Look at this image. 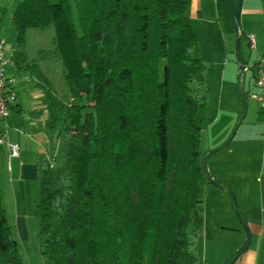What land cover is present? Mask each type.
Returning a JSON list of instances; mask_svg holds the SVG:
<instances>
[{
    "label": "trees",
    "instance_id": "16d2710c",
    "mask_svg": "<svg viewBox=\"0 0 264 264\" xmlns=\"http://www.w3.org/2000/svg\"><path fill=\"white\" fill-rule=\"evenodd\" d=\"M188 5L0 4L14 29L9 53L16 72L30 76L46 110L37 202L45 264H198L208 181L196 114L206 106V66ZM30 27L53 28L68 101L29 59ZM0 264H23L1 187Z\"/></svg>",
    "mask_w": 264,
    "mask_h": 264
},
{
    "label": "rangeland",
    "instance_id": "374dc122",
    "mask_svg": "<svg viewBox=\"0 0 264 264\" xmlns=\"http://www.w3.org/2000/svg\"><path fill=\"white\" fill-rule=\"evenodd\" d=\"M236 1L202 0L201 12H198L197 18H191L196 32L199 55L206 66L205 80L201 87V94L206 98V106L196 114V121L200 126L199 139L202 155L229 138L243 110L237 79L238 62L235 54L236 33L233 18ZM194 2L195 0H190V7L188 6L187 9L188 16H191V7ZM72 15L78 30L74 6ZM241 18L242 7L240 24ZM8 19L6 16L3 20L1 31L9 46L13 29ZM53 35L52 27L31 28L27 34V46L30 55L34 56L38 52L39 57L42 58L43 68L51 78L58 97L68 101L69 95L62 77V62L54 49ZM249 50L247 35L243 30L238 40V51L242 60H246ZM21 76L23 75L19 74V77ZM27 79L29 80L26 84L31 85L30 76ZM246 114L247 110L229 143L210 156L207 161V170L211 176L227 186L228 190L209 182L205 184L201 211V237L198 243V264H226V261L245 240L243 224L233 207V201H235L240 216L245 220L240 194L235 192L233 182L225 180L227 168L223 160L242 132L245 126L242 121L244 119L246 121ZM46 143L45 140L44 148ZM172 180H174V174ZM39 183L40 180L32 182L26 192L19 193L16 191V186H11V189L4 191L5 188L0 185L7 221L18 242V251L23 264H45L39 251L44 242V235L40 233L37 208Z\"/></svg>",
    "mask_w": 264,
    "mask_h": 264
},
{
    "label": "crops",
    "instance_id": "0c3cea01",
    "mask_svg": "<svg viewBox=\"0 0 264 264\" xmlns=\"http://www.w3.org/2000/svg\"><path fill=\"white\" fill-rule=\"evenodd\" d=\"M10 1L0 0V4ZM201 4L202 0H195L194 5H191V16H188L191 24V18H197L198 12H201ZM188 6L190 7V0ZM241 7V32L244 30L246 35L251 34L255 43L254 48L249 47V55L246 60H243L247 66L244 89L249 92L253 88L254 71L252 66L264 48V0H242ZM6 16L10 17L8 13L3 17L0 16V25ZM31 28L33 27L26 30V53L29 59L38 64L42 73L52 83L43 68V60L39 57L38 52L34 56L29 54L27 34ZM13 36L14 29L12 38ZM12 38L10 37V42ZM48 68L50 69L51 66ZM15 77L16 101L11 106L8 116L0 118L2 145L0 185L5 188L4 191L11 189V186H16V191L19 193L26 192L32 182L40 180L39 166L46 140V110L41 103L40 90L26 84L29 80L28 76L19 77L16 72ZM247 105L246 121L245 119L242 121L245 126L223 160L227 168L224 178L228 182H233L235 192L240 194L244 218L251 234L249 246L233 264H264V116L261 114L256 100L247 97ZM251 108L252 110H250ZM9 143L18 145L17 155L10 156Z\"/></svg>",
    "mask_w": 264,
    "mask_h": 264
},
{
    "label": "built area",
    "instance_id": "2783aa9c",
    "mask_svg": "<svg viewBox=\"0 0 264 264\" xmlns=\"http://www.w3.org/2000/svg\"><path fill=\"white\" fill-rule=\"evenodd\" d=\"M1 30L0 25V118H5L8 116L11 106L16 101V70L9 53L7 40ZM247 38L249 47L254 48L253 36L249 34ZM252 67L254 71L253 88L248 92V97L257 101L260 112L264 116V48ZM17 153L18 145L9 143L10 156H15Z\"/></svg>",
    "mask_w": 264,
    "mask_h": 264
},
{
    "label": "water",
    "instance_id": "95a60500",
    "mask_svg": "<svg viewBox=\"0 0 264 264\" xmlns=\"http://www.w3.org/2000/svg\"><path fill=\"white\" fill-rule=\"evenodd\" d=\"M241 6H242V0H237L236 6H235V13H234L233 22H234V28H235V33H236L235 34V54H236V58H237V62H238L239 93H240V98H241L242 105H243V110H242V113L239 117V120L236 123L235 127L233 128V131L230 134L229 138L225 142H223L221 145H219L218 147L206 152L202 156V161H201L202 169H203L206 180L209 183H212V184H214L220 188L226 189V190H228L227 186L216 181L211 176L209 171L207 170V161H208L210 156H212L214 153H216L217 151H219L220 149H222L224 146H226L229 143V141L231 140V138L233 137V135L235 133L237 126L239 125L241 119L244 117V114L247 110V99L244 95V76H245V70H246L247 66H246L245 62L242 60V58L239 54V51H238V40H239V34L241 33V24H240ZM233 207H234V210H235L237 217L240 219V221L243 224V228L245 230V240H244L243 244L241 246H239L236 249V251L232 254V256L226 262V264H233L235 262V260L239 257V255L249 246L250 239H251V234H250L247 222L240 216V214L237 210V206H236L235 201H233Z\"/></svg>",
    "mask_w": 264,
    "mask_h": 264
}]
</instances>
